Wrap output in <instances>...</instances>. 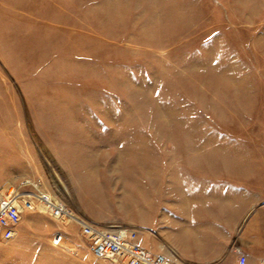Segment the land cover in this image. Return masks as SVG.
Returning a JSON list of instances; mask_svg holds the SVG:
<instances>
[{"label": "rangeland", "instance_id": "374dc122", "mask_svg": "<svg viewBox=\"0 0 264 264\" xmlns=\"http://www.w3.org/2000/svg\"><path fill=\"white\" fill-rule=\"evenodd\" d=\"M10 186L195 258L162 228L167 186H249L264 205V0H0V197ZM59 223L75 264H124ZM24 241L1 240L0 264H29Z\"/></svg>", "mask_w": 264, "mask_h": 264}, {"label": "crops", "instance_id": "0c3cea01", "mask_svg": "<svg viewBox=\"0 0 264 264\" xmlns=\"http://www.w3.org/2000/svg\"><path fill=\"white\" fill-rule=\"evenodd\" d=\"M167 189L168 196L177 194V199L163 201L167 208L163 211L162 228L181 229L186 253L194 251L197 256L156 251L154 243L147 244L148 240L141 241L143 247L181 264H236L240 255L247 257V264H264V205L251 187L178 186L177 192L171 186ZM59 221L43 214L32 200L31 205H24L13 239L23 238L30 245L26 249V263H35L42 256L46 262L75 264L74 259L59 252L55 248L59 246L53 243L56 233L62 232H57V228L62 230ZM63 236L65 239L64 233Z\"/></svg>", "mask_w": 264, "mask_h": 264}, {"label": "built area", "instance_id": "2783aa9c", "mask_svg": "<svg viewBox=\"0 0 264 264\" xmlns=\"http://www.w3.org/2000/svg\"><path fill=\"white\" fill-rule=\"evenodd\" d=\"M29 181L23 182V185ZM24 186H10L0 197V235L3 240H11L17 234V228L24 212L23 200L37 198L41 212L58 220L75 221L81 234L88 240L93 255L99 260L120 259L124 264H181L164 254H156L139 243L129 239L122 231L110 230L88 222L76 216L70 206L64 202H53L47 194H33L23 190ZM42 195V197H40ZM63 234H56L54 243L60 244ZM236 264H247V257L240 255Z\"/></svg>", "mask_w": 264, "mask_h": 264}, {"label": "bare ground", "instance_id": "6f19581e", "mask_svg": "<svg viewBox=\"0 0 264 264\" xmlns=\"http://www.w3.org/2000/svg\"><path fill=\"white\" fill-rule=\"evenodd\" d=\"M42 197V196H41ZM49 197V196H48ZM49 200H51V198L49 197Z\"/></svg>", "mask_w": 264, "mask_h": 264}]
</instances>
